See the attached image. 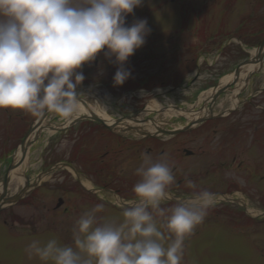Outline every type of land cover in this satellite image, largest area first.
Listing matches in <instances>:
<instances>
[{"label":"flooded vegetation","instance_id":"1","mask_svg":"<svg viewBox=\"0 0 264 264\" xmlns=\"http://www.w3.org/2000/svg\"><path fill=\"white\" fill-rule=\"evenodd\" d=\"M178 1L179 11L176 12L178 16L176 25L163 30L149 31L135 28L133 35L127 37L111 27L107 16L108 22L103 26L106 30H102V26H98L94 20L89 30L84 28L85 30L77 35H67L72 39L70 41L74 46L51 53L53 58L61 60L58 62L61 64L59 69L61 75L54 77L50 86L41 91L55 90L56 98L53 101L71 96L75 101L86 105L90 103L84 102V99L95 98L93 94H90L94 89L93 86L116 87L115 90L119 93L117 95L122 98L120 100L123 102L126 97H129V102L131 99L135 102L141 101L140 105H134L137 106L135 109V115H137L149 110L144 103L151 98L156 102L171 96L177 90L185 89L186 83L183 82L188 76V62L189 60L196 62L200 55L203 56L204 47L192 46V57L188 59L187 31L189 28L185 23L186 17L180 16L182 12L187 11L188 0ZM191 1L190 11L199 12L202 2ZM170 2L174 4V0ZM211 2L215 4L218 0ZM211 11L213 15L209 22L213 31L208 34L207 41L210 40L212 44L211 50L215 47L217 48L215 51H218V8L216 15L213 9ZM198 17L196 15L192 17L195 26L192 30L200 23V29L196 31L202 37L205 33H203V26L208 25H204L205 20ZM133 24L135 27L136 24ZM93 25L96 28L99 27L100 31H92ZM241 27L236 29V33L241 31ZM263 30V28L257 29L253 35ZM59 37L58 35L55 39L56 42L58 40L60 42L61 39L66 40L64 34H61V38ZM55 41L51 42L48 48L53 46ZM79 41L88 42L89 47L95 45L97 50L92 51L89 57H82L77 47ZM58 47L55 48L59 49ZM11 54H9L10 58ZM43 54L42 48L22 51L18 56L13 57L16 66L10 74L0 75L1 117H21L24 109L29 108L25 107L22 110L24 104L30 105L28 110L38 111L34 106V97L37 92L31 94L30 91L33 88L29 86L37 81H43L40 66ZM75 58L80 61V66H74ZM204 60L202 57V62ZM214 86H217V83L216 85L214 83ZM7 92L10 94L13 92L14 99L11 96L2 99ZM261 93H264V89L259 92ZM88 94L90 96H87ZM240 95L237 97L238 102L235 108L226 111L222 109L220 113H215L213 110L215 103L212 112L216 116L186 132H180L179 127L171 125H160L152 132L130 126L115 127L111 130L101 123L92 122L95 116L90 113V117L85 118L84 121L63 128L67 130L79 123L78 130L75 129L73 132L75 135L79 133L82 136L81 139L72 140L69 156L64 163L73 171L67 176L69 185L64 184L65 176H63V180L58 184L49 186L40 181V185L34 187V183H31V179L26 176L24 179L26 189L22 198L8 211L15 207L36 208L37 221L31 217L32 215L24 221L23 217H16L9 211L2 215L0 222L17 235L19 233V235L49 238L57 231L56 225L73 221L72 219L66 220L61 213L68 210L67 204L70 201L66 195L70 193L77 195L78 203L82 202L88 207L89 217L93 206L96 207V211L99 210L95 215L100 212L101 224L98 233L101 239L116 241L114 249L110 251L104 249L106 258H101L100 264H108V260L110 261L115 256L122 264L123 261L127 262L129 255V245L124 253L121 250L124 239L122 232L118 228L110 233L107 231V224L104 223L105 212H102L100 207L103 198L100 196H110L115 202L123 201L125 196L145 197L148 204L144 206L122 208L132 213H140L147 208L157 206L151 202L158 199L168 208L166 213H179L178 216L170 215V219L179 221L172 227H166L163 223L146 227H150V233L156 234L164 242L180 239L184 247L183 251L188 242L198 240L206 233L221 235L222 240L229 241H244L251 238L257 233L256 227L263 226L264 228L263 191L261 192L260 189L254 191V195L258 196L255 200L258 202L257 209H259L257 216H252L251 204L245 201V199L250 201L252 197V178L256 177L260 184L264 180V124L262 120L264 108L255 105V102H259L253 99L257 97L256 94H250L245 99H240ZM97 101L95 99V103ZM123 102L119 105L120 111L131 106L130 103L123 104ZM239 107L242 110L238 117H241L238 121L229 122L228 118L235 115ZM254 115L256 116L253 117ZM125 118H128L127 115L119 120L124 122ZM144 120L150 121L151 119L144 118ZM6 129L10 133V127ZM168 132L174 134H164ZM75 166H78L79 170H76ZM62 170L67 172L68 169L63 168ZM228 172H233V175L226 176ZM53 176L54 174L51 178ZM234 176H238L242 183L235 180ZM81 178L88 182L86 186L80 181ZM44 193L46 194L43 195ZM48 193L54 195L50 196ZM44 197L50 199L51 202L55 198V204L49 208V202L44 200ZM194 199H197V203L192 202ZM208 199H211L213 204L207 206L201 204L202 201ZM202 210L210 214L221 211L231 213L233 222L220 221L218 216H205ZM236 216L239 222H236ZM7 218L11 223L6 221ZM216 219L218 220L214 221ZM15 226L25 228V232H18ZM253 227L255 228L252 229Z\"/></svg>","mask_w":264,"mask_h":264},{"label":"rangeland","instance_id":"2","mask_svg":"<svg viewBox=\"0 0 264 264\" xmlns=\"http://www.w3.org/2000/svg\"><path fill=\"white\" fill-rule=\"evenodd\" d=\"M198 1L202 2L199 12L190 11L192 1L188 0L189 7L187 11L182 12L180 16L186 17L187 21L185 23L187 28H189L187 31L188 59L192 57V46L200 45L202 48L204 47L203 56L200 55L196 62L189 60L187 66L188 76L183 82L186 83L185 89L177 90L171 96L156 101L160 107L164 106L166 108L175 105L185 109H198L205 104L206 91L208 92L209 89L214 88V83L218 85V81L221 78L233 73L238 65L243 64L252 57V51L256 50L260 40L264 39V30L256 33V37L253 36L255 30L264 29V0H218L215 4H211L212 0ZM117 3L126 4L130 8L131 18L137 26H135L136 29L149 31L163 30L177 23L178 0H174V4L170 0H0V75L10 74L16 66L13 57L18 56L22 51L34 48H42L44 51L43 60L40 65L43 81H37L32 86H29L33 88L30 91L31 94L37 92L34 97V106L38 111L28 110L30 105L24 104L22 110L25 107L29 108L24 109L21 117L11 116L6 118L0 115V185L9 163L13 161L19 143L29 131L31 124L48 107L49 103L56 98L55 90L41 91V89L45 90L50 86L54 77L61 75L59 74L61 73L59 70L61 64L58 63L61 60L53 58L51 53L56 50H67L71 46H74L71 44L72 41H70L72 39L67 37V35H77L80 31L85 30L84 25L89 17L94 18L96 24L98 23V26H102V30H106L103 26L104 23L108 22L107 8L109 5ZM217 8L219 49L215 51L217 48L214 47L211 50L212 44H210V40L207 41V36L213 31L209 22L213 15L211 10L213 9L214 15H216ZM193 15L199 16V19L203 18L206 22H204V25H208L203 26V33H205L202 37L196 31L200 29V23L192 30L194 26L192 21ZM239 26H242L240 34L236 33V29ZM92 31L98 32L100 28H96L93 25ZM61 34L66 35V40L61 39L60 42L58 40V43L55 39H57L58 35L61 38ZM53 41H55L53 46L48 48V45ZM213 51L215 52L213 53ZM9 54H11V58ZM202 57L205 59L203 62ZM80 65V61L75 58L74 66ZM18 77H20L19 74ZM93 88L90 94H93L95 98L90 100L84 99V101L94 107L95 99H97L100 108L105 109L106 114L111 119H121L125 115L127 117L134 116L136 114L135 109H137V106L134 105H140L141 103V101L137 100L135 102L133 99L129 102V97H126L123 102L120 100L122 98H119L117 95L119 93L115 90L116 87L93 86ZM263 89L264 60L259 73L252 77L246 89H244L239 97L240 99H245L250 94H256L257 97L253 99L259 102H255V105L264 108V93L259 94ZM8 94L10 93L7 92L2 99H5L6 96L13 98V92L10 95ZM87 96L90 95L88 94ZM81 97L85 98L84 96ZM122 102L123 104L130 103L131 106L120 111L118 108H120L119 105ZM154 102L155 99L151 98L144 103L145 107L147 105L148 109H150V107H153ZM233 108L235 107L232 104L231 94L224 93L217 100L213 110L215 113H220L222 109L226 111ZM241 110L242 108L239 107L235 115L228 118V121H238L241 117H238ZM139 114L141 115V113H138L135 116H140ZM73 115L74 112L71 108L63 105L51 112L43 123L47 127L60 128ZM142 118H152L163 126L181 127L189 123L188 120L183 117L181 118V116H167L163 112H154ZM242 119L244 118L242 117ZM262 120L264 124V113L262 114ZM78 126L79 123L73 126V128L67 130L62 128L63 130L60 129L53 134H49L46 131L40 134L29 146L27 156L23 162V182L26 176L31 179V183H35L36 181L34 180L41 176L43 182L52 186L55 183H60L63 180V176H65L64 184L66 183L67 185L69 183L67 176L73 173L71 170H67V172L63 170L54 172L53 178H51L53 174L44 173L55 164L66 162L72 140L82 138L79 133L75 135L73 132L75 129L78 130ZM6 127H10V133L7 132ZM80 142L82 141L80 140ZM191 147H195V145H191ZM75 168L79 170L78 166H75ZM232 175L233 172L226 173L228 177ZM233 178L242 183V180L238 176H234ZM80 181L85 186L88 184L84 178H81ZM21 188H23L22 185L15 186L9 184L8 194L13 196ZM256 189H260L261 192L263 191L264 199V180L260 184L257 182L256 177H254L252 178V197L250 201L245 199V201L251 204L250 209L256 212L252 216L259 214V209H257L258 202H255L258 196L254 195ZM48 194L50 196L54 195L53 193ZM100 197L103 198L100 202V207L102 212H105L104 223L107 224V231L110 233L118 228L122 232L124 239L122 240L123 248L121 250L123 253L129 245L127 262L123 261L122 264H264L263 226H259V228H262L261 230L258 227H253L252 229L255 228L257 233L244 241L222 240L221 235L215 236L206 233V235H202L198 240L195 239L188 242L183 251L184 247L180 239L164 242L156 234L150 233V227H146L147 225H155L157 223H163L166 227H172L173 224H177L179 221L170 219V215L178 216L179 213H166L168 208L162 205L158 199L151 202V204L157 206L147 208L140 213H132L116 209L113 204L117 203L112 197ZM66 198H69L68 201H70L67 204L68 210L66 212L63 211L64 213L61 214L68 221L72 219L74 223H72L73 221L67 224L59 223L56 225L57 231L53 232V236L49 238L44 236L37 237L35 235H19V233L17 235V233L12 232L0 222V263L100 264L99 260L106 258L104 249H108L109 251L114 249L116 241L101 239L98 233L99 225L101 224L100 212L95 215L99 211H96L95 206L91 208V215L89 217L88 207L82 202L78 203L77 195L70 193L66 195ZM43 199L49 202V208L55 204V198L53 202L46 197ZM97 199L99 200V198ZM123 199L131 200L132 203H138L139 206L144 200L143 197L131 196H125ZM131 202L129 203L131 204ZM193 203H197V201L195 200ZM201 204L207 206L213 203L211 199H208L202 201ZM36 210V208L15 207L10 209V212L5 210L0 213V218H2L3 214L9 212L16 217H23L24 221L28 216L32 215L31 217L37 221L38 215ZM44 214H47V212H44ZM203 215L218 216L220 221L233 222L232 214L224 211L214 214L203 211ZM229 216H231V219H229ZM6 221L11 223L8 218ZM236 222H239L237 216ZM14 228L18 232H25V228L16 226ZM109 251L108 253H110ZM109 263L120 264L116 256L111 258L110 261L108 260Z\"/></svg>","mask_w":264,"mask_h":264},{"label":"bare ground","instance_id":"3","mask_svg":"<svg viewBox=\"0 0 264 264\" xmlns=\"http://www.w3.org/2000/svg\"><path fill=\"white\" fill-rule=\"evenodd\" d=\"M257 50L252 51V57H257ZM260 64L255 65H247L243 66L241 68V72L239 75V78L237 82L232 86V88H228L226 90V93L231 94L232 104L235 107L237 105V97L241 93L242 89L246 86V77H248L252 72L257 71L260 68ZM234 80V74H228L221 78L218 82L217 88L209 89L208 92L206 91V101L205 104H203L198 109H186V110H180L174 108V106H169L167 108H162L158 103L154 102L153 107H150L149 110L144 111L140 116H137V118H134L132 120H125L121 123H116L114 120H112L107 114L105 109H101L98 103H95V106L93 107L91 104H84L83 102H77V101H67L64 105L67 107H70L71 110L74 112V115L68 119L64 125H62L60 128L57 127H47L44 123H42L38 129H36L33 133L30 134V136L27 139V144L34 142L43 131L48 132L49 134H53L56 131L65 128L67 126L73 125L75 122L82 120L84 118L90 117V113H92L95 117L103 120L106 122V124L112 128L115 127H122V126H130V127H137L139 130L146 131V132H152L154 131V128L157 126H160V123L157 121H146L142 117L149 115L152 112H163V114L167 116H176V117H184L189 122L196 121L200 119L201 117L206 116L209 111L206 103L211 99V97L218 91V89L225 88L227 85H230L233 83ZM202 99V98H201ZM200 99V100H201ZM85 102V101H84ZM21 157V149L18 148L14 154L13 163H17L20 160ZM22 164L14 166L9 171V184L15 185V186H21L24 184L23 182V169ZM0 191H1V185H0ZM120 203V201H119ZM251 214H255L251 212Z\"/></svg>","mask_w":264,"mask_h":264},{"label":"water","instance_id":"4","mask_svg":"<svg viewBox=\"0 0 264 264\" xmlns=\"http://www.w3.org/2000/svg\"><path fill=\"white\" fill-rule=\"evenodd\" d=\"M108 14H109V17H110L111 25H112V27L115 30H117L118 32H120L121 34L126 35V36H132L133 35L135 29L133 28V25H132V21H131V18H130V9H129L128 6H126L125 4H122V3L111 5L108 8ZM92 23H93V19L92 18L88 19L87 24L85 26V29L89 30ZM77 45H78V48H79V52H80V54L83 57H89L91 52H92V49L95 48V50H97V47L95 45L93 47H89L87 42H84V41H79L77 43ZM257 52L258 53H257V57L256 58L252 57V58L246 60L243 64H241L234 71V80H233V83L231 85H233L237 81V79L239 77V74H240V69H241L242 66L261 64L263 62V60H264V40L259 45V47L257 49ZM252 75L253 74H250L246 78V81H245L246 83L249 81V79H250V77ZM231 85H227L225 88H221L218 91H216V93L211 97L210 107L215 103V101L218 99V97L221 94H223ZM69 100H74V98H67L64 101H57V102H54V103L50 104L48 106L47 110L41 114V116L39 117L37 122L30 128L28 133L23 138L22 142L19 145V147L21 149L20 160L17 163H15V164L12 161V163L9 165V167H8L6 173H5L4 180L2 181V184H1L2 185L1 186L2 190H1V193H0V211H1V208H2V206L4 204L15 203L18 199L21 198V195L23 194V190H22V191H20L18 193V195L14 196L13 198H6L7 187H8V182H9V180H8L9 171L14 166L20 165L24 161V159L26 157V154H27V149H28L29 145L31 144V143L27 144L28 137L30 136V134L33 131H35L43 123V121L45 120V118L48 116V114L51 111H53L54 109L58 108L65 101H69ZM209 118H211V117H209ZM207 119L208 118L206 117V118H203V119L196 120L195 122L190 123V125H188L187 127L183 128L181 131L182 132L188 131L191 127L199 125V124L205 122ZM92 120L97 122V123H101L104 126H106V124L103 121L97 119L96 117H93ZM57 168L58 167H54L52 170H56ZM52 170H50L49 172H51Z\"/></svg>","mask_w":264,"mask_h":264}]
</instances>
